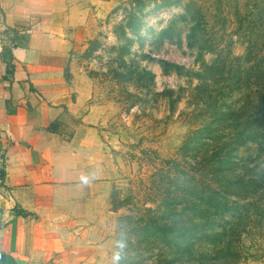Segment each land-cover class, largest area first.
I'll use <instances>...</instances> for the list:
<instances>
[{"label": "rangeland", "instance_id": "374dc122", "mask_svg": "<svg viewBox=\"0 0 264 264\" xmlns=\"http://www.w3.org/2000/svg\"><path fill=\"white\" fill-rule=\"evenodd\" d=\"M99 20L73 54L105 160L57 200L67 262L264 264V0Z\"/></svg>", "mask_w": 264, "mask_h": 264}, {"label": "crops", "instance_id": "0c3cea01", "mask_svg": "<svg viewBox=\"0 0 264 264\" xmlns=\"http://www.w3.org/2000/svg\"><path fill=\"white\" fill-rule=\"evenodd\" d=\"M130 1L0 0V264H69L57 200L105 160L73 53Z\"/></svg>", "mask_w": 264, "mask_h": 264}, {"label": "trees", "instance_id": "16d2710c", "mask_svg": "<svg viewBox=\"0 0 264 264\" xmlns=\"http://www.w3.org/2000/svg\"><path fill=\"white\" fill-rule=\"evenodd\" d=\"M209 50H211L212 52H214V49H212L211 47H210V49ZM201 192H203V191H201ZM204 193V192H203ZM201 193L200 195H199V198L200 199H203V197H205L206 196V194L204 193Z\"/></svg>", "mask_w": 264, "mask_h": 264}]
</instances>
